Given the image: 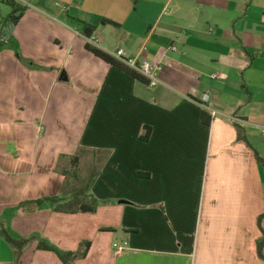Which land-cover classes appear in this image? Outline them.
Masks as SVG:
<instances>
[{
	"label": "crops",
	"instance_id": "obj_1",
	"mask_svg": "<svg viewBox=\"0 0 264 264\" xmlns=\"http://www.w3.org/2000/svg\"><path fill=\"white\" fill-rule=\"evenodd\" d=\"M23 1L0 49V264H64L5 230L67 252L91 242L73 264H264V135L230 119L264 126V0ZM91 29L101 50L161 64L162 85L95 56ZM76 155L97 211L35 205L87 185Z\"/></svg>",
	"mask_w": 264,
	"mask_h": 264
},
{
	"label": "trees",
	"instance_id": "obj_2",
	"mask_svg": "<svg viewBox=\"0 0 264 264\" xmlns=\"http://www.w3.org/2000/svg\"><path fill=\"white\" fill-rule=\"evenodd\" d=\"M4 1V0H3ZM5 2V1H4ZM12 6V13L9 16L7 20V24L4 28V33L3 36L1 37L0 40V49L3 47V45L8 41V38L10 35H12L14 28L17 26L19 21L22 19L24 14L26 13L27 8L19 5L15 2H8ZM108 23V21H105ZM111 23V22H109ZM94 29H91L90 31H86V36L87 37H92ZM88 50L91 51L95 56L103 59L107 63L111 64L112 66H115L134 78L142 81H146L142 76H140L138 73L135 71L129 69L127 66H125L123 63L119 62L118 60L114 59L112 56L109 55V53L101 50L100 48L93 47L88 44L87 46ZM206 117V116H205ZM205 123L210 124V120H206L205 118ZM149 135H145L142 138L144 140L149 139ZM260 161V158H259ZM81 163V157L80 155H76L75 157L72 158V167H71V175L73 177H76L78 179V171ZM69 175V174H67ZM94 182V178L90 179L89 182H87V185L85 187L80 188V190L77 191V193L72 197L71 199H64V198H43L40 200H37L33 202L35 205L38 207H42L45 204H50L54 205L56 207V211L59 213H65V214H76V213H95L97 211L98 204L96 200L92 196L87 195V191L91 187L92 183ZM88 201V202H87ZM264 216H262L259 220V224H261L262 219ZM8 240L9 243H11L13 246H15L19 251L21 252L23 249H25L32 241L38 240V249L41 251H47V252H53L55 253L59 259L64 263V264H73L75 261L79 259H84L87 257L90 247H91V242L87 241L81 244L80 249L77 252H67L63 251L57 247H55L52 243H50L46 239H41L38 237H32L29 239H14L12 238L9 233L5 230L3 232ZM187 243L190 245H193L194 239L193 237L187 238L186 240ZM264 246V233H263V239L259 242V251L262 249ZM261 252V251H260Z\"/></svg>",
	"mask_w": 264,
	"mask_h": 264
},
{
	"label": "built area",
	"instance_id": "obj_3",
	"mask_svg": "<svg viewBox=\"0 0 264 264\" xmlns=\"http://www.w3.org/2000/svg\"><path fill=\"white\" fill-rule=\"evenodd\" d=\"M5 2H15L19 5L24 7H28L29 4L24 2L23 0H4ZM87 43L93 47L100 48V39L97 37H88ZM171 50L175 51L176 48L172 47ZM147 52V47L143 48V54ZM114 59L118 60L119 62L123 63L129 69L135 71L140 76H142L149 84V86L155 88L162 85L161 73L163 72V66L161 64H157L151 62L147 58L141 56L133 57L129 56L125 49L119 48L115 52L109 53ZM213 79H223V76L220 74H216L212 76ZM211 103V96L210 94H205L200 99V104L210 112L212 118H216L218 116H222L219 111L213 110L209 108V104ZM235 123L244 126V127H251L254 129L259 130L264 135V126L255 125L247 120L238 118V117H231ZM118 248V252H122L124 250L123 247L115 246Z\"/></svg>",
	"mask_w": 264,
	"mask_h": 264
},
{
	"label": "rangeland",
	"instance_id": "obj_4",
	"mask_svg": "<svg viewBox=\"0 0 264 264\" xmlns=\"http://www.w3.org/2000/svg\"><path fill=\"white\" fill-rule=\"evenodd\" d=\"M8 3V2H7ZM7 6H11V5H9V3H8V5ZM12 7V6H11ZM98 36H100V37H102L101 39H102V41H104L105 40V36L103 35V34H101L100 32L98 33ZM106 41V40H105ZM88 171V172H87ZM89 171H90V174H89ZM94 172H95V170L94 169H90V170H87L86 168H84V169H82V170H80L79 169V171H78V176H79V183H80V185L82 186L83 185V183H86L87 182V180L89 181V176L93 173L94 174ZM73 177V176H72ZM71 179H73V178H71ZM82 183V184H81ZM79 188H82V187H79ZM86 188V187H85ZM88 202V201H87ZM8 229V228H7ZM9 231V230H8Z\"/></svg>",
	"mask_w": 264,
	"mask_h": 264
}]
</instances>
